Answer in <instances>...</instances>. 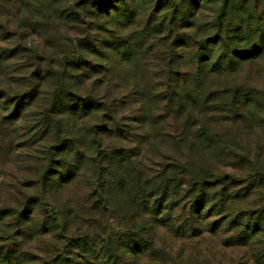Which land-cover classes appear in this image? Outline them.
I'll use <instances>...</instances> for the list:
<instances>
[{"label": "rangeland", "instance_id": "rangeland-1", "mask_svg": "<svg viewBox=\"0 0 264 264\" xmlns=\"http://www.w3.org/2000/svg\"><path fill=\"white\" fill-rule=\"evenodd\" d=\"M16 1L15 8L0 3V20L17 33L14 47H0L10 58L5 68L10 77L0 82L8 81L2 90L12 100L15 90L27 94L36 88L37 93L19 104L0 101V264H264L262 178L254 185L259 194L243 203L246 211L259 207L261 214L250 211L240 224H224L225 216L218 212L197 217L189 207L162 212L173 210L168 202L157 210L154 199L133 203L136 191L129 174L116 176L110 160L116 158L118 141L103 131H115L116 88L130 92L138 66L116 61V44L131 53L149 50L129 38L137 29L124 28L127 23L116 26V18L100 11L96 0ZM245 1L230 0L226 31L239 32V20L255 19L264 46V0L259 12L245 11ZM121 2L124 12L132 7V0ZM183 11L189 19L190 12ZM258 62L245 67L238 81L258 96L260 106L233 141L253 145L257 137L264 177V52ZM82 96L98 101L104 111L85 119L61 113L59 102L80 103ZM127 102L123 114L132 113ZM92 128L99 133L96 140L80 137L79 132ZM92 142V163L71 183L53 189L62 171L58 146L71 143L83 150ZM127 149L131 156L138 154L135 147ZM141 164L157 170V165Z\"/></svg>", "mask_w": 264, "mask_h": 264}, {"label": "trees", "instance_id": "trees-1", "mask_svg": "<svg viewBox=\"0 0 264 264\" xmlns=\"http://www.w3.org/2000/svg\"><path fill=\"white\" fill-rule=\"evenodd\" d=\"M96 1L108 18H116V26L127 23L124 28L135 27L137 33L129 38L149 48L131 53L116 44V61L138 66L130 92H122L121 86L116 88L115 131H103L104 136L118 141L116 158L112 155L110 162L116 166V176L129 174L136 191L132 202L154 199L155 210L157 205L163 207L168 202L173 210L164 208L162 212L186 211L189 207L190 214L197 217L204 212H218L225 216L224 224H240L242 216L250 211L260 215L259 207L249 211L243 208V203L257 193V180L262 178L264 182L257 137L253 145L240 146L233 141L243 135L241 127L252 120L250 112L260 106L258 96L238 81L244 68L258 64L264 52L255 19L239 20L241 30L232 34L226 31L225 23L230 0H132V7L125 12L122 0ZM16 3L5 0L11 8ZM244 3L245 11L261 9V0ZM184 9L190 12L189 19L183 18ZM11 29L0 20V47H14L17 33ZM246 32L250 33L248 37ZM7 55L0 50V80L10 77L5 71L10 60ZM6 82H0V101L19 104L37 93L36 88L27 94L15 90L12 100L2 90ZM78 100L80 103L70 99L59 102L61 113L85 119L104 111L96 100ZM129 100L132 113L123 114ZM125 115L135 118H124ZM123 121L132 125L122 128ZM261 128L264 131V123ZM94 130L79 135L96 140L99 133ZM95 145L92 142L83 150L71 143L58 146L63 172L57 173L53 189L71 183L87 162L92 163ZM127 147H135L138 154L131 156ZM156 160L159 162L154 164ZM141 163L157 165V170H146ZM261 209L264 211V207Z\"/></svg>", "mask_w": 264, "mask_h": 264}]
</instances>
